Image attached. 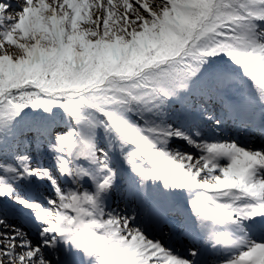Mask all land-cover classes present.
<instances>
[{
    "label": "snow or ice",
    "instance_id": "snow-or-ice-1",
    "mask_svg": "<svg viewBox=\"0 0 264 264\" xmlns=\"http://www.w3.org/2000/svg\"><path fill=\"white\" fill-rule=\"evenodd\" d=\"M57 107L77 127L13 131L25 109ZM226 121L264 136V0H0V264H264V241L248 235L264 236V149L202 138L201 123ZM101 127L119 144L98 147ZM174 139L200 154L170 150ZM31 145L55 164L3 159ZM115 192L136 215L107 211ZM18 211L39 242L9 221ZM138 223L187 237L189 256Z\"/></svg>",
    "mask_w": 264,
    "mask_h": 264
},
{
    "label": "rangeland",
    "instance_id": "rangeland-1",
    "mask_svg": "<svg viewBox=\"0 0 264 264\" xmlns=\"http://www.w3.org/2000/svg\"><path fill=\"white\" fill-rule=\"evenodd\" d=\"M13 2H15V0H13ZM48 2H51V0H48ZM149 3H153L155 2V0H148ZM229 67L235 69V65H232L231 63L228 64ZM238 71V70H237ZM240 75L242 76V73H240ZM59 119V120H58ZM56 121H60L61 125L58 128H63L65 131H68L71 128L77 127L75 120L73 117H60V118H56ZM171 122V121H168ZM41 127H43V124H41ZM29 135L31 137H35L37 135L36 132L34 133H29ZM207 136H209V138H222V133H217V134H208ZM224 136V135H223ZM226 139L229 137H227L225 135ZM95 141L97 143L98 147H103L106 150L108 149V144L109 141H111L113 143V145H118L119 141L116 140V135L115 133H105L104 129L101 127L99 129L96 130V135H95ZM54 142V141H53ZM9 144H14V140L9 143ZM239 145V144H238ZM242 147H251L249 144H243L240 145ZM263 148H256V149H264V141H262V145ZM34 150L33 151H28L29 154L32 155V157L35 159L33 160L36 164L38 165H42V166H46V167H52L55 164V160H54V153L49 152V150L47 149V147H44L43 149L37 147L36 145H34ZM169 149L170 150H179L181 152H185V151H190L192 152L194 155H199L200 153L193 149L190 145L187 144V142L179 140V139H174L173 142H171L169 144ZM31 148V147H30ZM252 148V147H251ZM28 149H24L23 146H21L20 148H12L10 149L9 153L3 157V159H5L6 162H10V163H15V161L13 160L12 156H11V152L12 151H16V152H24L27 151ZM119 154V150L118 147L116 149V152L114 153V155H118ZM85 163V166H87V162H83ZM221 164L226 165L228 163L227 159L221 160L220 161ZM59 175V173H57ZM59 182L62 184V186L64 187L65 190L74 188L75 185L73 184V180L72 178L69 177H64V176H60L59 177ZM26 183L31 184V181H27ZM48 185L45 184H39V188L41 190V193L44 197L50 199V198H54L55 197V192L54 190L50 189L49 187H47L46 190H44L43 188H45ZM83 187L85 190L87 191H94L95 190V186L93 184V182L90 179H85ZM183 190H175V192L180 193V195L182 194ZM18 192L21 193H26L27 195L31 196L33 195V191L31 188H20L18 189ZM118 193V192H117ZM119 198H123V196H120V194L118 193ZM179 195V196H180ZM115 196V197H114ZM177 196L176 198L178 199ZM121 202V200L119 201L118 197H116V192L115 193H111L109 195V198L105 201V204L107 206V211H116V212H120L124 215H136V211L135 210V204L134 207L130 209V207H126V205L123 204H118L117 207L114 208L113 205H111V202ZM33 220L34 217L32 219L29 220V222L34 226L33 224ZM18 227V226H17ZM152 238V237H151ZM40 236L39 233L37 235V237H35V239H32L34 243L39 242L40 241ZM153 239H159L157 237H153ZM163 240H165L163 238ZM166 241V240H165ZM258 242L260 241H264L263 239L257 240ZM67 247V246H65ZM97 264H100L99 261H97Z\"/></svg>",
    "mask_w": 264,
    "mask_h": 264
},
{
    "label": "trees",
    "instance_id": "trees-1",
    "mask_svg": "<svg viewBox=\"0 0 264 264\" xmlns=\"http://www.w3.org/2000/svg\"><path fill=\"white\" fill-rule=\"evenodd\" d=\"M225 60H227V57H225ZM67 116L68 113H66L62 108H55L52 113H42V110H34L31 108L25 109L24 112L21 113V115L17 118L15 125H14V132H18L23 130L25 127H31L34 126L36 122L45 121L47 123H52V117L53 116ZM14 139L13 136H9L7 140Z\"/></svg>",
    "mask_w": 264,
    "mask_h": 264
},
{
    "label": "bare ground",
    "instance_id": "bare-ground-1",
    "mask_svg": "<svg viewBox=\"0 0 264 264\" xmlns=\"http://www.w3.org/2000/svg\"><path fill=\"white\" fill-rule=\"evenodd\" d=\"M203 137V139H205V140H207V141H209V142H212V141H214V140H228V139H226V138H222V139H220V138H207V136H202ZM229 141V140H228ZM119 193V192H118ZM118 193L116 192V197H118V199H119V201L121 200V202H123L127 207H130V209L131 208H133L134 207V202H132V201H128L127 203H125V198L123 197V198H119V195H118ZM120 194V193H119ZM120 196H122L121 194H120ZM115 197V196H114ZM188 203V202H187ZM118 202L117 203H113V206H114V208L116 207V206H118ZM137 207V206H136ZM137 227H143V229L145 230V233H146V235H148L150 238L152 237H154V231L152 230V228L151 227H149V226H147V225H142V224H140V223H138L137 225H136ZM170 245V244H169Z\"/></svg>",
    "mask_w": 264,
    "mask_h": 264
}]
</instances>
